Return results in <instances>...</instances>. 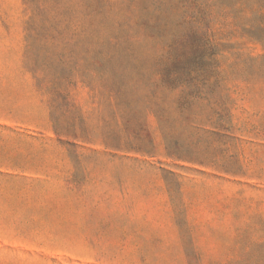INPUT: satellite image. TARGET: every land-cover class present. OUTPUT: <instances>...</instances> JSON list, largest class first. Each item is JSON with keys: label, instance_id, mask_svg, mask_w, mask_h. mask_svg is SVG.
Returning <instances> with one entry per match:
<instances>
[{"label": "rangeland", "instance_id": "374dc122", "mask_svg": "<svg viewBox=\"0 0 264 264\" xmlns=\"http://www.w3.org/2000/svg\"><path fill=\"white\" fill-rule=\"evenodd\" d=\"M0 264H264V0H0Z\"/></svg>", "mask_w": 264, "mask_h": 264}]
</instances>
